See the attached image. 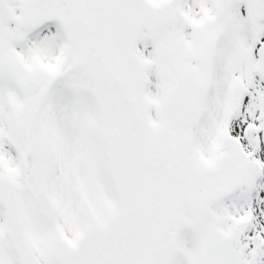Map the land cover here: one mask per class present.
<instances>
[{"label":"snow or ice","instance_id":"6c2138e0","mask_svg":"<svg viewBox=\"0 0 264 264\" xmlns=\"http://www.w3.org/2000/svg\"><path fill=\"white\" fill-rule=\"evenodd\" d=\"M0 264H264V0H0Z\"/></svg>","mask_w":264,"mask_h":264}]
</instances>
